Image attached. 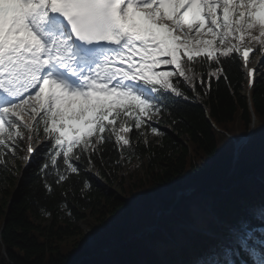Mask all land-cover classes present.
I'll return each mask as SVG.
<instances>
[{"label": "snow or ice", "instance_id": "obj_1", "mask_svg": "<svg viewBox=\"0 0 264 264\" xmlns=\"http://www.w3.org/2000/svg\"><path fill=\"white\" fill-rule=\"evenodd\" d=\"M254 51L262 60L248 68ZM234 53L250 90L264 81V0H0V169L36 161L30 195L63 188L56 206L71 218L69 197L91 195L85 173L141 159L132 142L151 150L147 134L166 136L169 114L177 123L190 97L172 78L202 99L212 78L228 79ZM248 127L264 133V122ZM261 223L264 194L189 264H264Z\"/></svg>", "mask_w": 264, "mask_h": 264}, {"label": "trees", "instance_id": "obj_2", "mask_svg": "<svg viewBox=\"0 0 264 264\" xmlns=\"http://www.w3.org/2000/svg\"><path fill=\"white\" fill-rule=\"evenodd\" d=\"M233 55L237 59L227 66L228 79L212 78L202 99L182 79H174L190 97L180 101L177 123L169 114L158 125L166 136L147 134L151 150L143 137L133 141L141 159L133 156L122 166L98 165L99 174L95 168L85 173L91 195L69 197L71 218L56 206L63 188L47 198L30 195L36 161L27 168L14 161L6 173L0 169V264H189L209 243V236L190 227L212 219L206 205L226 219L227 231L245 205L264 194V133L257 128L248 136L253 117L264 122V81L251 89L252 115L247 76ZM38 135L41 147L49 142L42 127ZM42 207L51 217L41 213Z\"/></svg>", "mask_w": 264, "mask_h": 264}, {"label": "rangeland", "instance_id": "obj_3", "mask_svg": "<svg viewBox=\"0 0 264 264\" xmlns=\"http://www.w3.org/2000/svg\"><path fill=\"white\" fill-rule=\"evenodd\" d=\"M259 62V59L256 61V64ZM170 67V66H169ZM174 77H177V76H174ZM173 77V78H174ZM172 78V79H173ZM25 119H27V117H25ZM25 135H26V133H25ZM22 144H24L25 146H26V142L25 141H20ZM34 144H36V142L34 143ZM26 152H23V154H25ZM212 226V225H211ZM80 227L81 228H83V230H84V233L86 234V235H88V232H89V229L86 227V225L85 224H83V223H81L80 224Z\"/></svg>", "mask_w": 264, "mask_h": 264}, {"label": "bare ground", "instance_id": "obj_4", "mask_svg": "<svg viewBox=\"0 0 264 264\" xmlns=\"http://www.w3.org/2000/svg\"><path fill=\"white\" fill-rule=\"evenodd\" d=\"M83 229V228H82ZM90 238V237H89Z\"/></svg>", "mask_w": 264, "mask_h": 264}]
</instances>
